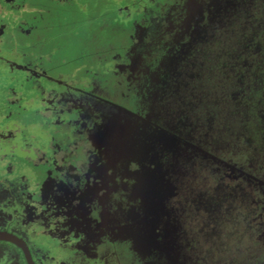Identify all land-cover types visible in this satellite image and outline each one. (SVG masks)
I'll use <instances>...</instances> for the list:
<instances>
[{"label":"flooded vegetation","instance_id":"af4514ba","mask_svg":"<svg viewBox=\"0 0 264 264\" xmlns=\"http://www.w3.org/2000/svg\"><path fill=\"white\" fill-rule=\"evenodd\" d=\"M137 2L124 32L89 22L107 46L92 64L55 53L82 51L93 1L0 0V264H239L227 227L252 218L264 161V0Z\"/></svg>","mask_w":264,"mask_h":264},{"label":"rangeland","instance_id":"374dc122","mask_svg":"<svg viewBox=\"0 0 264 264\" xmlns=\"http://www.w3.org/2000/svg\"><path fill=\"white\" fill-rule=\"evenodd\" d=\"M93 1L94 4H96V7L94 6L92 10L95 12H89L88 14H84V16H81L78 20V26L77 29H79V35L80 38L78 41L84 42V48L82 51H75L76 46L73 45L71 40L70 42L66 43L65 47H67L65 50L62 49V51L57 54V56L61 57V55H65L67 57H73L75 55H78L79 53L84 54L83 51H88L87 54L89 55L88 58L90 59V62H97L104 59L103 54L107 46L106 44V36L105 35H97L96 38L92 41L89 40V32L94 31L92 29L91 25H89V22L96 23L97 25H102L106 20H111L113 22L112 27L114 30H116V33L124 32L125 30H128V27L133 22H141L143 19L139 16V13L137 12L139 9L137 8V1L138 0H90ZM159 1V0H157ZM161 2L164 0H160ZM136 10V12L134 11ZM142 10V8L140 9ZM56 22V20H54ZM17 26L16 29H13L12 32L9 34H5V38L8 39L7 44L4 42L6 46H9L10 44V38L12 40V44L10 47H12V55H14V60L17 62L21 59V55L19 54V51L22 50V46H20L21 43V29H18ZM15 30V31H14ZM57 38V36H56ZM86 38V39H85ZM94 38V36L92 37ZM88 40V41H86ZM62 42V41H61ZM61 42H59L61 46ZM90 42V45L87 43ZM74 44V43H73ZM74 49V50H73ZM35 54H41V47H34V51L32 52V55ZM56 59V56L53 57ZM93 64V63H92ZM81 66V65H80ZM83 66V65H82ZM99 66V65H97ZM85 69V68H84ZM83 69V70H84ZM91 69V68H89ZM74 70V69H73ZM80 70V71H83ZM71 73V70L68 72ZM21 80H18L20 82ZM22 85V83L20 82ZM28 85V84H27ZM30 86V85H28ZM2 94V90H0V95ZM40 117H37L36 120L40 121L38 119ZM34 121V120H33ZM262 158L258 159L257 167H256V175L258 176L257 182L259 183L256 185V188H254V191H252V202L249 205V213L251 211L252 218H247L246 220L241 219L240 223L238 225L237 231L234 230L233 227H227V231L233 232V238L230 239V243L235 244L237 250L238 248L241 249V257L237 258L239 259V264H244V260L247 258L250 261V264H257L261 263L264 264V161ZM251 209V210H250ZM248 222L246 226H244V223ZM232 246V245H231Z\"/></svg>","mask_w":264,"mask_h":264},{"label":"crops","instance_id":"0c3cea01","mask_svg":"<svg viewBox=\"0 0 264 264\" xmlns=\"http://www.w3.org/2000/svg\"><path fill=\"white\" fill-rule=\"evenodd\" d=\"M25 10H26V6H23V7L20 8L19 11H25Z\"/></svg>","mask_w":264,"mask_h":264}]
</instances>
